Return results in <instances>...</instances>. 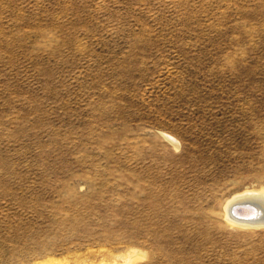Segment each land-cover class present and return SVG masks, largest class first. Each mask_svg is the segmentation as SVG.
<instances>
[{"label": "rangeland", "instance_id": "obj_1", "mask_svg": "<svg viewBox=\"0 0 264 264\" xmlns=\"http://www.w3.org/2000/svg\"><path fill=\"white\" fill-rule=\"evenodd\" d=\"M261 190L264 0H0V264H264Z\"/></svg>", "mask_w": 264, "mask_h": 264}, {"label": "bare ground", "instance_id": "obj_2", "mask_svg": "<svg viewBox=\"0 0 264 264\" xmlns=\"http://www.w3.org/2000/svg\"><path fill=\"white\" fill-rule=\"evenodd\" d=\"M246 204H249L255 209V213L252 216L240 217L232 213L234 206ZM227 213L229 222L234 226L242 228H264V191H249L240 195L238 194L228 202ZM238 213L242 214V210H238Z\"/></svg>", "mask_w": 264, "mask_h": 264}, {"label": "water", "instance_id": "obj_3", "mask_svg": "<svg viewBox=\"0 0 264 264\" xmlns=\"http://www.w3.org/2000/svg\"><path fill=\"white\" fill-rule=\"evenodd\" d=\"M238 210H242V214L238 213ZM232 213L240 217H250L255 213V209L249 204L246 205H236L232 209Z\"/></svg>", "mask_w": 264, "mask_h": 264}]
</instances>
